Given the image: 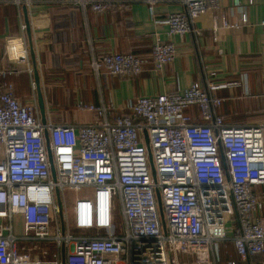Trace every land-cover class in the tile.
Here are the masks:
<instances>
[{"label":"built area","instance_id":"obj_1","mask_svg":"<svg viewBox=\"0 0 264 264\" xmlns=\"http://www.w3.org/2000/svg\"><path fill=\"white\" fill-rule=\"evenodd\" d=\"M2 2L19 7L28 0ZM72 2L104 14L134 3L146 4L151 13L156 1ZM177 2L182 11L163 20L167 39L192 32L198 16L218 9L217 0ZM244 26L250 27L244 14L233 21L220 14L211 40ZM24 32L19 24L3 39L5 59L14 68L29 66ZM174 56V46L155 34L152 68L160 71ZM91 69L97 78L102 73L132 78L141 73L142 62L130 53H111L93 60ZM13 73L0 68V264H218L219 244L226 240L241 262L264 255L262 203L251 192L252 186H264V121L226 124L216 113L220 99L213 93L221 85L192 83L181 91L138 97L128 102L127 114L111 120L108 107L79 101L77 108L94 113L97 121L55 125L41 122L36 105L16 99L7 81ZM191 108L197 119L188 113ZM115 207L121 235L113 234ZM20 242L51 245L26 252Z\"/></svg>","mask_w":264,"mask_h":264},{"label":"crops","instance_id":"obj_2","mask_svg":"<svg viewBox=\"0 0 264 264\" xmlns=\"http://www.w3.org/2000/svg\"><path fill=\"white\" fill-rule=\"evenodd\" d=\"M155 1L151 13L146 4L134 3L127 10L104 14L83 9L72 0H28L19 7L10 2L0 3V68L14 71L7 81L16 99L23 105H36L39 112V89L46 122L81 125L97 120L94 113L77 108L79 101L108 107L107 118L111 120L127 114V104L135 98L181 91L192 83L204 88L209 82L222 86L213 93L220 99L216 113L224 117L226 124L264 121V26L259 25L264 18V0H238L235 7L231 0H217V11L198 16L192 32L171 39L165 36L163 20L169 14L181 12L182 7L177 0ZM220 14L232 21L244 14L250 27L222 34L213 43L211 28ZM19 24L25 26L29 66L14 68L5 59L3 39L17 32ZM155 34L175 48L174 59L160 71L152 68L150 58ZM111 53L135 55L142 62L141 73L132 78L102 73L97 78L91 62ZM32 82L35 90L31 88ZM188 113L197 119L195 109ZM39 117L42 120L40 112ZM251 192L261 200L264 215V186H252ZM231 234L228 231V238ZM224 243L219 244L218 264ZM229 260L236 264H260L264 255L241 262L232 252L220 264Z\"/></svg>","mask_w":264,"mask_h":264},{"label":"rangeland","instance_id":"obj_3","mask_svg":"<svg viewBox=\"0 0 264 264\" xmlns=\"http://www.w3.org/2000/svg\"><path fill=\"white\" fill-rule=\"evenodd\" d=\"M65 200H66L65 201L66 202V205H65V209L66 210L65 211H66L67 223H69L70 222V208L68 206V203L71 201V197L68 196V194H66ZM70 233L71 234H76V231L71 230ZM86 234H91V232H86ZM113 234L114 235H121L122 234V224H121V219H120L117 207H115V209H114ZM50 245H51V243H48L47 245H43L40 242H33L32 244L29 243V242H27L25 244L20 242L19 243V248L24 247L26 252H29V251H39V252H41V250L50 249ZM167 254H169V253L167 252Z\"/></svg>","mask_w":264,"mask_h":264},{"label":"water","instance_id":"obj_4","mask_svg":"<svg viewBox=\"0 0 264 264\" xmlns=\"http://www.w3.org/2000/svg\"><path fill=\"white\" fill-rule=\"evenodd\" d=\"M25 26H26V32H27V34H29V27H28L26 19H25ZM30 57H31L32 60H34V56H33L32 52L30 53ZM34 76H35V83L37 84L38 82H37V79H36V74ZM37 103H38V108H39V112H40L41 119H42L41 121H42V123H44L45 122V119H44L45 107H44L43 97H42L39 89L37 90ZM143 138H144V143L147 144L146 134H145L144 131H143ZM46 144H47L48 161H49V164L51 166V174H52V177L54 179L55 178V173H54V167H53V163H52L51 152H50V150L48 148V139H47V137H46ZM148 156H149V153H148ZM148 161H149V165H150L151 175H152V178H153L154 177V171H153V168L151 166L150 160H148ZM155 196H156V202H157V204L159 206V196H158L157 191H155ZM57 204L60 206L58 193H57ZM160 221H161V225L163 227V221L161 219H160Z\"/></svg>","mask_w":264,"mask_h":264},{"label":"trees","instance_id":"obj_5","mask_svg":"<svg viewBox=\"0 0 264 264\" xmlns=\"http://www.w3.org/2000/svg\"><path fill=\"white\" fill-rule=\"evenodd\" d=\"M224 243V242H221ZM220 243V244H221ZM232 252H234L231 243L225 242L224 246L222 248H220V263H223L227 258H229V256L231 257ZM236 256V255H235ZM222 259V260H221ZM238 259V258H237Z\"/></svg>","mask_w":264,"mask_h":264}]
</instances>
